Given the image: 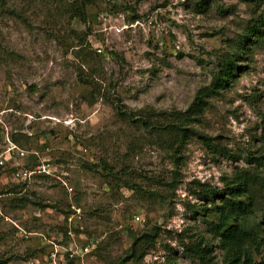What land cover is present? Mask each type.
Here are the masks:
<instances>
[{"label": "rangeland", "instance_id": "obj_1", "mask_svg": "<svg viewBox=\"0 0 264 264\" xmlns=\"http://www.w3.org/2000/svg\"><path fill=\"white\" fill-rule=\"evenodd\" d=\"M73 1L0 0V157L9 143L24 153L0 171V262L50 264V243H67L62 213L74 204L84 215L82 228L101 248L73 264L124 258L128 232L144 228L132 222L135 216L162 229L143 264L165 263L174 255L169 249L178 251L177 264H196L177 247L178 234L202 227L183 205L191 200L185 188L194 181L221 187L243 161L212 154L193 137L177 169L181 184L174 192L163 188L151 181L169 178L174 166L145 135H136L138 150L128 152L133 132L116 109L185 110L209 84L214 55L240 34L250 10L238 0L212 4L203 14L195 7L201 0H87L92 4L82 24L68 14ZM218 5L232 6L234 15L221 16ZM257 111L264 116V50L233 89L211 100L200 129L232 154L254 153L262 129ZM98 158L153 196L82 167ZM36 163L48 164L52 176L13 177L12 169ZM20 197L30 203L12 207Z\"/></svg>", "mask_w": 264, "mask_h": 264}, {"label": "trees", "instance_id": "obj_2", "mask_svg": "<svg viewBox=\"0 0 264 264\" xmlns=\"http://www.w3.org/2000/svg\"><path fill=\"white\" fill-rule=\"evenodd\" d=\"M221 1L223 0H201L195 5L196 11L203 14L212 4ZM73 2L68 9L71 19L82 24L87 23L86 8L92 3L87 0ZM238 3L248 7L250 17L242 26L240 34L228 40L225 50L214 55V67L210 73L209 84L196 91L185 110L158 113L148 109L141 114L116 109L118 121L126 124L133 132L132 137L135 142L127 145L128 152L138 150L139 139L135 136L145 135L149 139L148 143L166 154L174 166L175 170L171 171L169 178L152 179L151 182L163 188L174 192L181 184L177 169L183 165L184 148L193 137L201 139L209 150L212 149V154L221 155L228 160L243 161L245 167L229 176H224L220 180L221 187L194 181L188 183L185 188L186 197L191 200L183 205L190 214L191 221L199 222L202 227L199 228L200 231L194 233L188 231L178 234L177 247L181 249L184 257L196 264H264V116L257 111L262 129L258 138L260 145L254 153L248 150L244 154H232L230 150L219 144L213 145L211 138L200 129L211 100L218 99L233 89L239 76L245 74L255 53L264 50V0H238ZM138 4L139 2H136L135 6ZM128 9L135 13V8ZM217 12L223 17L234 15L232 6L223 8L218 5ZM138 18L139 16L136 15L133 20ZM254 98L250 97L251 102H255ZM37 165L39 163L24 169L31 171ZM82 167L87 171L97 172V169H100L106 176L112 177L115 184H120L134 193H149V198L153 196L150 192L142 191L135 184L124 182L122 175L126 173L123 169L122 175L115 173L114 167L103 158H98L96 163L85 162ZM16 170L12 169L13 172ZM32 177L49 178L44 174ZM29 203L30 201L25 197L11 200V205L15 208H23ZM69 212L68 205L62 213L63 218ZM88 214L91 215L90 212ZM157 224L149 226L144 222L138 225L144 226L138 234L128 232L127 235L132 241L128 253L124 258L108 264H143L144 258L154 248L155 240L162 230ZM60 229L63 233L64 226L61 225ZM76 233L88 235L87 244L96 242L84 228ZM96 246L88 255L98 252L101 245ZM169 250L173 251L174 255L168 257L163 264H177L175 256L178 251ZM0 264L6 262L2 261ZM65 264H73V261H67Z\"/></svg>", "mask_w": 264, "mask_h": 264}, {"label": "built area", "instance_id": "obj_3", "mask_svg": "<svg viewBox=\"0 0 264 264\" xmlns=\"http://www.w3.org/2000/svg\"><path fill=\"white\" fill-rule=\"evenodd\" d=\"M3 154L4 156L0 157V168H3L5 163H13L17 158H23L24 156V153L11 143L8 144V147ZM51 173L50 166L41 163L31 171L17 169L16 172H14L13 177L17 180H27L33 175L44 174L52 176ZM68 191L72 192V189L69 188ZM69 211V214L62 220L64 226L62 234L67 243L65 245H61L56 241V243H50L52 246V249L48 254L50 264H65L67 261H73L74 263V261L82 260L96 247V242L94 244H87V238L82 233H76L77 231L82 230L83 214L81 209L75 207L74 204H70ZM133 223L136 225H142L144 219L135 216L133 218Z\"/></svg>", "mask_w": 264, "mask_h": 264}]
</instances>
